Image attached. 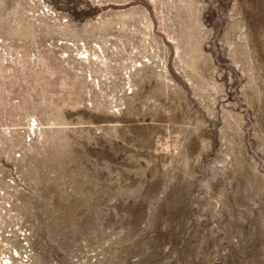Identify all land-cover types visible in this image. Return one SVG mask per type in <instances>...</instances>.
<instances>
[{
	"label": "rangeland",
	"instance_id": "obj_1",
	"mask_svg": "<svg viewBox=\"0 0 264 264\" xmlns=\"http://www.w3.org/2000/svg\"><path fill=\"white\" fill-rule=\"evenodd\" d=\"M0 264H264V0H0Z\"/></svg>",
	"mask_w": 264,
	"mask_h": 264
}]
</instances>
